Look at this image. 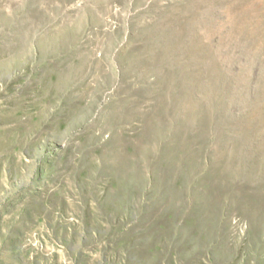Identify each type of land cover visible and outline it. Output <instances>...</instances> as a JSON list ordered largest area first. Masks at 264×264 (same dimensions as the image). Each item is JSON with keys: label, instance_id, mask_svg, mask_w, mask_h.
<instances>
[{"label": "rangeland", "instance_id": "obj_1", "mask_svg": "<svg viewBox=\"0 0 264 264\" xmlns=\"http://www.w3.org/2000/svg\"><path fill=\"white\" fill-rule=\"evenodd\" d=\"M0 264H264V0H0Z\"/></svg>", "mask_w": 264, "mask_h": 264}]
</instances>
